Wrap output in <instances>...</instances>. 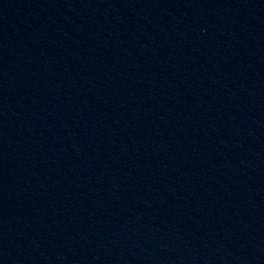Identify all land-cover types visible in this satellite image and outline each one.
I'll return each mask as SVG.
<instances>
[{
  "label": "water",
  "instance_id": "water-1",
  "mask_svg": "<svg viewBox=\"0 0 264 264\" xmlns=\"http://www.w3.org/2000/svg\"><path fill=\"white\" fill-rule=\"evenodd\" d=\"M0 264H264V0H0Z\"/></svg>",
  "mask_w": 264,
  "mask_h": 264
}]
</instances>
